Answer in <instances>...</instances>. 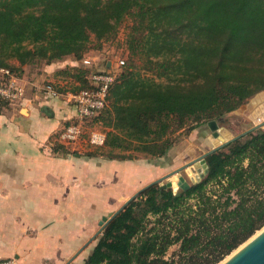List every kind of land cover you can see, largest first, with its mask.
Segmentation results:
<instances>
[{
  "label": "trees",
  "instance_id": "trees-1",
  "mask_svg": "<svg viewBox=\"0 0 264 264\" xmlns=\"http://www.w3.org/2000/svg\"><path fill=\"white\" fill-rule=\"evenodd\" d=\"M123 27L128 62L105 71L116 79L90 122L102 124L110 160L166 158L177 133L223 123L264 92V0H0V69L19 80L24 67L72 60L60 73L79 85L52 84L91 88V74L104 72L83 64L91 45L100 51ZM207 163L209 175L188 191L142 192L83 264H220L248 242L264 228V128Z\"/></svg>",
  "mask_w": 264,
  "mask_h": 264
},
{
  "label": "crops",
  "instance_id": "crops-1",
  "mask_svg": "<svg viewBox=\"0 0 264 264\" xmlns=\"http://www.w3.org/2000/svg\"><path fill=\"white\" fill-rule=\"evenodd\" d=\"M65 63L25 73L19 79L28 86L24 99L0 103V261L67 264L97 233L102 217L149 178L133 167L136 160L84 150L92 147L87 136L70 144L59 140L75 112L41 88L62 84ZM88 247L71 264H83Z\"/></svg>",
  "mask_w": 264,
  "mask_h": 264
},
{
  "label": "rangeland",
  "instance_id": "rangeland-1",
  "mask_svg": "<svg viewBox=\"0 0 264 264\" xmlns=\"http://www.w3.org/2000/svg\"><path fill=\"white\" fill-rule=\"evenodd\" d=\"M127 33H128L127 29L123 27L120 30V33L117 36V38H115L113 41L105 42L103 44V48L100 49V51L94 49L96 48V46L93 43L91 45L93 50L92 52H90L91 55L90 57L88 56L87 59H90L92 62L95 61L96 63L93 62V64L91 65H85L83 61V64L86 67L94 66L98 68V70L104 71V72L107 70H112L116 73L122 72L123 66L125 65V63L127 64L128 58H129V51L126 45ZM95 57L97 58L100 57L101 59L100 60L94 59ZM12 63L16 66L20 65L19 62L16 60H13ZM64 66L65 67H61L62 68L61 70L63 69L66 70V68L72 67V66H68L67 63H65ZM24 68H26V70L24 69L25 73L32 71L30 67H24ZM58 78L60 81H62V84L59 83L60 84L59 86L61 87L70 88L72 84L79 85L78 82L75 83V81L66 74L62 75L60 73L58 75ZM27 89H28V86H27ZM256 96H254L252 99L257 98L255 101L261 102V103H257L256 108L255 106L252 107L253 102L251 101L252 100L251 99L249 102H247L244 105L245 108H247L246 111H242V110L238 111L237 113L232 114L231 116L227 117L223 123H219L220 129L218 130V132L220 131L219 135L221 137H225V136L233 137V136L239 135L254 125V121L252 120L251 115H255V112L259 109L260 106L264 107V93H262L261 96L260 95H258L257 97ZM260 122H264V113L260 117ZM96 128L103 129L102 124L97 123L93 126H90V123H89L88 127L86 128L87 137L89 136L91 130L96 129ZM222 130L225 131V136L221 133ZM176 139H177V143L175 144V146L173 147V149L171 150V152L166 158H163L161 160H156V161H149V159H147L143 155H140L139 159L132 162L133 167H141V171L143 170L144 174H146L145 172H147L149 174V178L147 179V182H144V185L136 189L132 195L128 196V198L124 200V203L127 200H129V198H131L135 193H137L143 187L169 174L173 170L183 166L185 163L200 157L201 155L206 153L211 148V146H214L219 143L218 139L214 138L213 132L211 131L208 124L197 128L189 135H187L186 133H177ZM84 150L88 152L92 151V153L96 152L99 155L107 152V149L105 147H101V148L91 147V148H85ZM185 175H187L188 177H191V176H194L195 174L190 173L188 175L187 173H185ZM124 203L119 202L117 209L114 210L112 213L116 212ZM93 245L94 243H92V245H90L88 248H91V246ZM176 250H177V247H173L170 250L168 256L169 257L172 256ZM229 257H227L225 260H227Z\"/></svg>",
  "mask_w": 264,
  "mask_h": 264
},
{
  "label": "built area",
  "instance_id": "built-area-1",
  "mask_svg": "<svg viewBox=\"0 0 264 264\" xmlns=\"http://www.w3.org/2000/svg\"><path fill=\"white\" fill-rule=\"evenodd\" d=\"M85 65H91L90 59L84 60ZM8 78L6 83L0 79V99L10 103H16L24 99L27 85L16 79L8 70L0 69V78ZM114 72H94L90 76L91 88L79 92L61 93L52 83H47L41 88L46 98L64 101L74 110V115L67 119L59 140L65 144L75 143L87 136L89 123L96 118L108 104L110 90L115 82ZM106 133L96 128L91 130L88 140L95 148L104 147L106 144ZM0 264H17L14 259L2 260Z\"/></svg>",
  "mask_w": 264,
  "mask_h": 264
},
{
  "label": "water",
  "instance_id": "water-1",
  "mask_svg": "<svg viewBox=\"0 0 264 264\" xmlns=\"http://www.w3.org/2000/svg\"><path fill=\"white\" fill-rule=\"evenodd\" d=\"M262 93L264 92L257 94V96H261ZM256 99L254 98L251 100L253 102L252 107L255 106V108ZM241 110L246 111L247 108H245V106L243 105L238 110L228 113L226 115V118ZM263 113L264 107L260 106L259 109L255 112V115H251V118L254 121V125L241 134L233 137H226L224 130H222L221 133L225 137H221L219 135L220 131L218 132V130L220 129L219 122H209L208 126L213 132L214 138H217L219 143L211 146V148L200 157L185 163L183 166L173 170L169 174L151 182L147 186L140 189L131 198H129V200H127L116 212L108 216H103L99 223L100 229L98 230V232L76 253L73 258L69 260L67 264H71L81 252H83L92 242H94L98 238L99 235L103 233L107 225L146 189L158 185L161 190L173 191L175 194H177L181 191H188L193 186L198 185L200 182H202L210 172L209 165L207 163V157L215 153L216 151L228 146L230 143L236 141L237 139L260 128H264V122H260V118H258V115H262ZM185 173H187L188 175L190 173H194L195 175L188 177L187 175H185ZM221 264H264V228L261 230V232L253 236L248 242L242 245L238 250L232 253L230 257Z\"/></svg>",
  "mask_w": 264,
  "mask_h": 264
},
{
  "label": "bare ground",
  "instance_id": "bare-ground-1",
  "mask_svg": "<svg viewBox=\"0 0 264 264\" xmlns=\"http://www.w3.org/2000/svg\"><path fill=\"white\" fill-rule=\"evenodd\" d=\"M256 103V106H257V103H261V102H255ZM262 115L261 114H259L258 115V118H260Z\"/></svg>",
  "mask_w": 264,
  "mask_h": 264
}]
</instances>
